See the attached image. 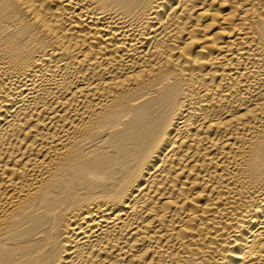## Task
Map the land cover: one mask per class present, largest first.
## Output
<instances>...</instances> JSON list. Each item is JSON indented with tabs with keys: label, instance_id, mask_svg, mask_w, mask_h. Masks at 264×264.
<instances>
[{
	"label": "bare ground",
	"instance_id": "1",
	"mask_svg": "<svg viewBox=\"0 0 264 264\" xmlns=\"http://www.w3.org/2000/svg\"><path fill=\"white\" fill-rule=\"evenodd\" d=\"M0 264H264V0H0Z\"/></svg>",
	"mask_w": 264,
	"mask_h": 264
}]
</instances>
